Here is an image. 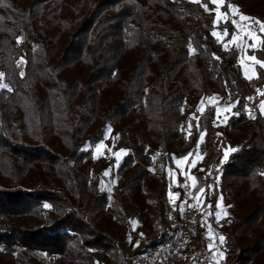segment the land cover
I'll list each match as a JSON object with an SVG mask.
<instances>
[{"label": "trees", "instance_id": "obj_1", "mask_svg": "<svg viewBox=\"0 0 264 264\" xmlns=\"http://www.w3.org/2000/svg\"><path fill=\"white\" fill-rule=\"evenodd\" d=\"M228 5L250 18L261 39L250 53L264 63V0ZM214 8L212 0H0V73L12 89H0V264L10 255L42 264L39 253L97 264L92 250L117 258L108 196L85 150L107 127L127 152L118 198L129 197L137 215L144 189L166 202L146 140L166 160L201 150L210 209L221 197L232 210L226 264H264V67L243 75L239 49L214 36ZM212 94L234 103L220 126L215 105L200 112Z\"/></svg>", "mask_w": 264, "mask_h": 264}, {"label": "rangeland", "instance_id": "obj_2", "mask_svg": "<svg viewBox=\"0 0 264 264\" xmlns=\"http://www.w3.org/2000/svg\"><path fill=\"white\" fill-rule=\"evenodd\" d=\"M195 1V0H194ZM214 4L215 26L214 36L218 42L224 46L234 45L240 51V64L242 73L246 78L256 76V62L253 51L260 44V36L251 25L249 19L245 17L236 7L228 5L227 12L222 10L224 0H212ZM2 83V80H0ZM215 105L214 125H223L229 116L232 115L231 104H218L214 94L207 98V101L200 107L203 112L205 106ZM264 98L259 104V111L264 115ZM202 136L200 142H202ZM123 139L115 134L114 128L107 127L104 138L94 147H86L90 151L94 162L91 175L92 180L98 177L99 188L108 196L106 208V218L111 221V234L116 240L117 258H109L99 250H92L97 264H128L129 260L138 253L142 243L150 241L157 234H160L165 223L173 212H178L187 200H189L199 211L204 214L202 230L210 245V264H226V256L223 249L224 241L221 243L220 236L226 231L229 224L232 210L223 205L222 198L217 199L220 207L210 209L209 203L204 194V177L207 173L205 154L201 150L187 155L184 158L166 160L162 151H152V137L146 140L147 150L152 159L148 169L151 173H156L160 179L162 176L167 181L166 202L159 206L156 196H150L143 190L147 206L144 213L137 215L135 204L126 196L123 200L118 198V192L123 184L120 165L127 152L122 149ZM199 142V143H200ZM106 165L102 172L98 169ZM201 189L203 191H201ZM158 193V187L156 189ZM216 203V205H217ZM165 211V212H164ZM162 212L166 213V219L162 218ZM219 213V218L217 217ZM214 223L215 228L212 227ZM222 231V232H221ZM135 235V237H133ZM224 237V236H223ZM42 264H55L58 258H53L39 253ZM9 264H21L15 255L7 256Z\"/></svg>", "mask_w": 264, "mask_h": 264}, {"label": "built area", "instance_id": "obj_3", "mask_svg": "<svg viewBox=\"0 0 264 264\" xmlns=\"http://www.w3.org/2000/svg\"><path fill=\"white\" fill-rule=\"evenodd\" d=\"M203 223V212L187 200L171 214L160 234L142 243L128 264H210L211 249Z\"/></svg>", "mask_w": 264, "mask_h": 264}, {"label": "snow or ice", "instance_id": "obj_4", "mask_svg": "<svg viewBox=\"0 0 264 264\" xmlns=\"http://www.w3.org/2000/svg\"><path fill=\"white\" fill-rule=\"evenodd\" d=\"M241 19H242V20H248V19H250V18H248V17H243V16H242ZM256 22H257V23H260L259 21H256ZM261 28L264 29V24H261ZM251 59H252L253 61H255L256 63H261L260 61L256 60L255 57H251ZM261 67H264V63H261ZM20 75H21V77H23V76H24V72L22 71V72L20 73ZM3 77H4V73H0V80H3ZM5 88H7L9 92L12 91V89L9 88L8 85H7L6 83H0V89H5ZM261 107H262V109H264V105H261ZM224 155H225V158H227L228 153L226 152ZM201 191H203V190L201 189ZM220 206H221L220 203H217L216 207L219 208ZM44 207L47 208L48 205L45 204ZM217 217L219 218V213H217ZM219 239H220V241H221V243H222V242L224 241L225 238H224L223 236H220Z\"/></svg>", "mask_w": 264, "mask_h": 264}, {"label": "crops", "instance_id": "obj_5", "mask_svg": "<svg viewBox=\"0 0 264 264\" xmlns=\"http://www.w3.org/2000/svg\"><path fill=\"white\" fill-rule=\"evenodd\" d=\"M241 68H242V66H241ZM253 77H255V76H252V78H253Z\"/></svg>", "mask_w": 264, "mask_h": 264}]
</instances>
